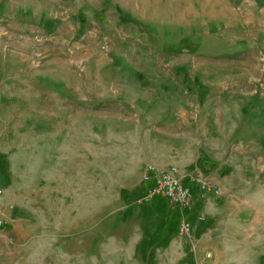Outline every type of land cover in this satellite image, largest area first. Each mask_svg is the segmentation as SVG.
Segmentation results:
<instances>
[{"label": "rangeland", "instance_id": "obj_1", "mask_svg": "<svg viewBox=\"0 0 264 264\" xmlns=\"http://www.w3.org/2000/svg\"><path fill=\"white\" fill-rule=\"evenodd\" d=\"M112 58L146 76L163 67L164 83L197 76L205 88L262 91L253 130L264 137V0H0V202L14 217L0 264H264V149L262 160L248 158L246 191L230 207L210 197L204 226L182 234L194 209L160 197V209L140 211L143 197L118 199L125 179L109 160L96 176L78 154L87 146L61 144L97 123L95 90L139 104L142 86Z\"/></svg>", "mask_w": 264, "mask_h": 264}, {"label": "crops", "instance_id": "obj_2", "mask_svg": "<svg viewBox=\"0 0 264 264\" xmlns=\"http://www.w3.org/2000/svg\"><path fill=\"white\" fill-rule=\"evenodd\" d=\"M110 64L128 81L142 86L139 104L129 99L117 103L114 98L102 99L104 95L95 90L91 107L97 123L90 129H87L86 123L82 124L85 127H79L75 137H66L69 133L62 134L63 137H58L62 139L61 144L68 147L78 144L87 146V151L78 154L81 160L86 156V161H93L94 168L100 170L96 176L102 177L103 162L109 160L112 169L120 171L118 176L125 179L121 183L116 181L120 194L118 199L125 203L137 195L142 198L147 191L148 183L143 181V175L148 164L176 165L194 195L192 204L184 209H194L189 218L193 217L192 222L199 229L203 222L196 217L202 214L206 202L214 196L201 198L198 181L194 182V178L201 177L219 184L222 194L214 197L213 203L230 207L234 200H230L229 204L227 201L232 193H243L249 186L240 180L246 177L248 158L263 159L264 137L253 130L262 113L261 101L255 98L261 97L262 91L212 85L205 88L206 85L197 76L194 77L197 81L194 78L187 81L184 75H180V80L169 75L164 83L163 67L154 68L159 72L157 76L150 73L146 76L130 67L129 62L112 58ZM180 66L183 64H175L172 69L183 73L185 68ZM123 84L128 86V83ZM118 91V95L127 96L133 90ZM81 106L87 110V105ZM116 112L126 115L125 123H120L115 115H99ZM135 115L138 120H131ZM88 130H93L89 138L86 137ZM48 139L50 146L60 144L57 138ZM65 150L70 152L69 148ZM3 167L5 164L2 165L5 170ZM132 179L134 184L127 182ZM159 202L158 198L144 200L137 208L143 212L150 208L160 209ZM184 209L175 206L177 212Z\"/></svg>", "mask_w": 264, "mask_h": 264}, {"label": "built area", "instance_id": "obj_3", "mask_svg": "<svg viewBox=\"0 0 264 264\" xmlns=\"http://www.w3.org/2000/svg\"><path fill=\"white\" fill-rule=\"evenodd\" d=\"M143 181L148 183L147 191L143 195L145 201L163 197L170 204L181 209L189 207L193 202L192 189L184 182L176 165L148 164L143 175ZM193 181H198L201 198L206 196L218 197L222 194L221 186L214 181L204 178H194ZM2 192L0 189V194ZM8 208L13 211L15 206L10 204ZM13 218V216L9 217L6 214V209L0 202V237L4 235L6 227L11 224ZM204 220L205 216L201 214L198 221ZM179 229L182 234H188L195 229V225L190 220L184 219L180 222Z\"/></svg>", "mask_w": 264, "mask_h": 264}, {"label": "trees", "instance_id": "obj_4", "mask_svg": "<svg viewBox=\"0 0 264 264\" xmlns=\"http://www.w3.org/2000/svg\"><path fill=\"white\" fill-rule=\"evenodd\" d=\"M202 222H203L202 226H204V224L206 223V222H205V220H204V221H202Z\"/></svg>", "mask_w": 264, "mask_h": 264}]
</instances>
